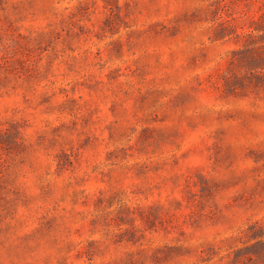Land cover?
I'll list each match as a JSON object with an SVG mask.
<instances>
[{
	"label": "rangeland",
	"instance_id": "374dc122",
	"mask_svg": "<svg viewBox=\"0 0 264 264\" xmlns=\"http://www.w3.org/2000/svg\"><path fill=\"white\" fill-rule=\"evenodd\" d=\"M0 264H264V0H0Z\"/></svg>",
	"mask_w": 264,
	"mask_h": 264
}]
</instances>
